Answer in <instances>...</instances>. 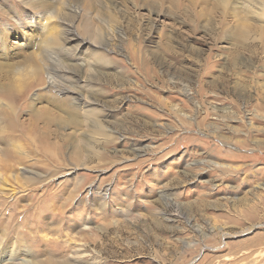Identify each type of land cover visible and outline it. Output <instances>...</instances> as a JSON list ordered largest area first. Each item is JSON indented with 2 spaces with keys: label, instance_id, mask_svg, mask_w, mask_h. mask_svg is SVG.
I'll return each instance as SVG.
<instances>
[{
  "label": "rangeland",
  "instance_id": "1",
  "mask_svg": "<svg viewBox=\"0 0 264 264\" xmlns=\"http://www.w3.org/2000/svg\"><path fill=\"white\" fill-rule=\"evenodd\" d=\"M0 264H264V0H0Z\"/></svg>",
  "mask_w": 264,
  "mask_h": 264
},
{
  "label": "bare ground",
  "instance_id": "2",
  "mask_svg": "<svg viewBox=\"0 0 264 264\" xmlns=\"http://www.w3.org/2000/svg\"><path fill=\"white\" fill-rule=\"evenodd\" d=\"M55 37H56V36H55ZM49 43L52 44V43H51V39H49ZM54 45H55V44H54ZM83 98H84V97H83ZM86 103H88V102H86L85 100H83L81 104H82L83 106H86ZM86 107H87V106H86Z\"/></svg>",
  "mask_w": 264,
  "mask_h": 264
}]
</instances>
